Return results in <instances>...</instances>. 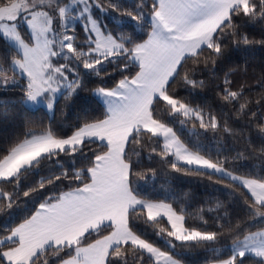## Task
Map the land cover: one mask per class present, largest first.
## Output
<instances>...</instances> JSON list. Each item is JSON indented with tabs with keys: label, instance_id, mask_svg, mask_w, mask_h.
<instances>
[{
	"label": "snow or ice",
	"instance_id": "6c2138e0",
	"mask_svg": "<svg viewBox=\"0 0 264 264\" xmlns=\"http://www.w3.org/2000/svg\"><path fill=\"white\" fill-rule=\"evenodd\" d=\"M101 14L147 31H109ZM253 30L262 38L250 37ZM255 46L264 48V0H134L127 7L122 0H0V109L10 103L3 98L18 92L22 103L44 104L53 115L62 111L61 100L80 111L66 132L44 127L37 134L26 121L24 139L0 150V264H180L177 248L204 245L212 253L206 264H247L250 255L264 264V95L250 99L251 90L233 82L237 69L224 70L232 52ZM82 71L101 83L89 90ZM115 71L121 78L107 86L105 78ZM178 80L184 97L173 90ZM208 82L220 101L218 114L188 98L201 96ZM97 102L103 106L99 117L90 112ZM173 123L191 124L196 135L239 138L242 149L190 148ZM153 154L174 171L205 177L232 195L242 190L237 203L243 215L216 214L217 231H209L192 225L186 220L191 214L172 203L141 198L133 177ZM44 168L48 174L40 176ZM33 174L40 178L24 183ZM37 194L39 201L17 222L20 203ZM223 207L216 201L206 211ZM138 220L153 228L167 224L156 235L169 250L142 238ZM225 236L231 243L221 256L215 244Z\"/></svg>",
	"mask_w": 264,
	"mask_h": 264
},
{
	"label": "trees",
	"instance_id": "16d2710c",
	"mask_svg": "<svg viewBox=\"0 0 264 264\" xmlns=\"http://www.w3.org/2000/svg\"><path fill=\"white\" fill-rule=\"evenodd\" d=\"M105 2H107V0H105ZM122 2H124L127 7L131 6L134 0H122ZM121 20L122 17H113L112 19H108L104 15L101 17V21L106 25L109 31L120 34H131L133 28H135L136 32L141 35L144 31H147L146 27H137L134 22H130L131 26H127L121 23ZM248 34L255 39L262 38L255 30ZM77 36L82 40L83 34L81 32L78 31ZM0 55H3L2 51H0ZM191 66V62H189L187 68H191ZM229 67L237 69L233 74L234 84L238 88L242 86L245 90H251L249 95L250 99L259 98L261 95H264V88L260 87L261 82H264V48L255 46L250 52L244 50L232 52L231 62L224 70L227 71ZM108 70H112L111 65ZM126 74L131 75L133 73ZM120 75L121 73L119 71H115L110 77H106L105 81L107 82V86H111L112 82L121 78ZM81 76H84L85 80L89 83V90L96 87L98 83H101L98 77L85 74L83 71L81 72ZM199 78L207 79L203 76ZM217 83H219V81H217ZM181 85L182 80H178L177 83L173 85V90L178 91L180 96L184 97L187 93L182 90ZM211 89L212 85L208 82V87L203 90L201 96L188 98L192 100L195 105H200L202 107L207 105L208 108L206 110L218 114L217 106L220 101L216 98V92ZM89 94L90 91L82 93L83 96H88ZM3 99L10 101V103L0 109V113H5L8 117L7 119H0V150L24 139L23 132L26 130L24 127L26 121L33 122L32 127L36 130L37 134H39L40 130L44 127H51L58 131L66 132L78 122L77 118L80 115L78 108L74 111L71 106L64 107L63 100L60 102L62 111L57 110L53 115L52 112L50 113L44 107H37L34 109L28 107L27 104L22 103V96L18 92ZM90 112L92 115L99 117L103 113V106L99 105L97 102V104L93 106V109H90ZM157 115L158 118H164L163 106H157ZM227 115L233 117V120L239 119L240 123H243V119L238 117L234 112L229 111ZM233 120L228 121L229 126L239 134L241 129ZM170 126L173 127L179 140L190 148H192L194 144H202L208 148L210 153L213 151V148L220 152L224 151V147H228L229 149L232 147L242 149V141L239 138L233 139L225 133L220 134L222 137V139H220L215 137L213 133H204L202 130H200L199 135H196L191 124L181 126L179 123H173ZM244 131L249 137L254 135L250 130ZM93 147L95 148L96 146L94 145ZM149 151L150 149H146L142 157L147 156ZM227 155L234 156L235 153L229 152ZM168 159L172 160L175 158L168 157ZM248 163L251 165L258 164L259 162L249 160ZM87 166V164L80 165L82 168ZM150 169L155 170L154 176L151 175ZM138 171L141 172V175L133 177V187L139 190L141 198L147 197L157 202L172 203L173 207L177 208L178 211L183 209L185 212L191 214L190 217L186 216V220L192 225L203 226L209 231H217V225L213 219L216 214L223 215L224 212L227 211L228 216L233 219H239L240 216L243 215L241 212L243 204L237 203V198L241 195L242 191L240 189H235L236 195H232L230 189H222L218 184H210L205 177L186 175L183 171L176 172L169 164L162 161L161 158L155 154L151 156L150 160L142 159V164ZM240 171L247 173L251 171V169H241ZM257 171H259V169H257ZM47 174L48 169L44 168L41 170L40 176H45ZM39 178V176L33 174V176L27 177L24 183L30 184L33 179L38 180ZM61 188L67 190L63 185ZM39 199L40 197L37 194L36 200L29 203L25 201L20 203V209L16 210L17 215H20L17 222L22 221V219L29 214L25 211V208L32 209L33 205L37 203ZM216 201H221L224 207L219 209L217 213H208L206 210L210 207L214 208ZM204 220L207 221V225H203ZM136 223L138 227L135 230L138 234H142V238L149 239L150 242L160 247L161 250H169L167 245L163 243V240L156 235L159 227L167 228V224L162 223L158 227L153 228L139 220L136 221ZM255 230L256 229H253V231ZM230 243L231 240L228 236L220 239L215 244L217 254L221 256L225 255ZM173 255L175 259L180 261V264H206V261L211 259L212 253L209 247L204 245L190 249L177 248ZM256 260H258V258L250 255L247 259V264H255Z\"/></svg>",
	"mask_w": 264,
	"mask_h": 264
},
{
	"label": "rangeland",
	"instance_id": "374dc122",
	"mask_svg": "<svg viewBox=\"0 0 264 264\" xmlns=\"http://www.w3.org/2000/svg\"><path fill=\"white\" fill-rule=\"evenodd\" d=\"M103 16V14H101L100 16H99V19L101 20V17ZM28 105V107H30V108H37V107H44V108H46L47 109V107L44 105V104H38V105H32V104H27ZM48 110V109H47ZM50 113H51V111L50 110H48ZM182 163V162H181ZM257 258V257H256ZM259 259V258H258Z\"/></svg>",
	"mask_w": 264,
	"mask_h": 264
}]
</instances>
